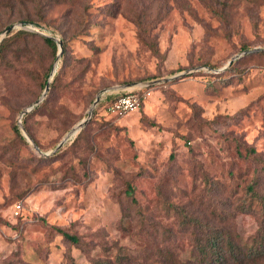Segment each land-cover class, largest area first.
<instances>
[{
    "label": "rangeland",
    "instance_id": "rangeland-1",
    "mask_svg": "<svg viewBox=\"0 0 264 264\" xmlns=\"http://www.w3.org/2000/svg\"><path fill=\"white\" fill-rule=\"evenodd\" d=\"M9 27L11 35L39 31L68 43L59 60L38 37L0 56V264H89L104 249L137 251L140 226L122 228L124 210L128 219L143 214L146 225L154 219L177 230L178 215L165 202L197 216L209 200L210 216L229 193L228 170L246 167L236 142L264 154V0H0V42ZM243 47L263 50L245 54ZM237 56L241 79L228 66ZM52 63L59 70L53 104L41 106L47 94L24 126L21 113L43 96ZM14 79L24 97H12ZM162 79L170 80L139 87ZM131 91L149 95L138 110L111 114ZM100 93L86 126L56 151ZM203 173L220 179L221 194L206 198ZM128 182L136 209L126 199ZM232 184L243 189L242 179ZM261 223L239 214L229 225L245 243ZM55 227L82 243L71 245Z\"/></svg>",
    "mask_w": 264,
    "mask_h": 264
},
{
    "label": "trees",
    "instance_id": "trees-1",
    "mask_svg": "<svg viewBox=\"0 0 264 264\" xmlns=\"http://www.w3.org/2000/svg\"><path fill=\"white\" fill-rule=\"evenodd\" d=\"M24 25H34L40 27L36 22L25 20ZM4 38L0 42V56L3 57L6 52L17 54L18 50H26L27 40L36 38L47 47H49L53 55L56 56L59 52L57 42L49 37L30 33L26 30H19L17 33ZM143 41V39L141 38ZM64 44V51L61 59H63L67 52L68 40L62 39ZM12 49V51H11ZM243 52L250 51L247 47L242 48ZM19 52V53H20ZM28 52V51H26ZM155 52L158 53L156 50ZM238 61L232 62L229 71L237 73L241 79V73L237 67ZM53 63L49 66L48 71L44 75L42 88L46 87L52 71ZM59 73V70H58ZM58 73L53 77L50 82V89L48 96L42 103L44 109H48L53 101L48 99L52 89H55V84L58 80ZM221 81L225 80L223 75L217 76ZM145 82H148L145 81ZM23 83H18L15 79L11 80L12 97H24L25 91ZM147 89V88H143ZM149 89V88H148ZM139 90H141L139 88ZM138 90V91H139ZM135 93H138L137 91ZM126 94V93H124ZM123 94V95H124ZM35 108L37 112L40 108ZM32 114H25L23 117V124ZM15 133L26 143V138L21 134L19 127H14ZM26 130L27 127H26ZM29 136L38 145L35 137L28 131ZM39 146V145H38ZM40 149V147H39ZM235 151L238 154V160L245 163V169L239 170L232 167L228 170L227 179L228 184L225 188L229 193H224V203L222 207H216L213 212L210 211V216L207 213L211 202L207 200L204 209L198 212L199 215L194 216L184 210L182 206L165 202L167 209L172 208L178 215V229H167L162 224H158L153 220H149L146 225L147 219L142 214L137 220L128 219V214L122 216V228L127 231L134 230L133 225L140 226L136 236L140 238L138 250L132 253L123 254V248H119L116 252L112 249H104L107 254L98 258L90 260L89 264H264V154L253 146L245 145L236 142ZM175 154L170 155V159L174 160ZM207 195L211 197L213 193H222L223 185L220 179H212L207 173H203ZM224 178V177H223ZM221 178V179H223ZM238 179L243 180V189H236L232 184L233 181ZM166 179H162V182ZM226 180V178H225ZM135 187L131 182L127 183V202L133 208L138 207V200L135 195ZM241 192V193H240ZM219 194V195H220ZM124 204V202H122ZM258 206L257 211L255 207ZM205 210L206 213H202ZM202 213V215H200ZM239 214H254L261 218L262 228L253 235L248 242H243L239 236L231 230L230 221L234 220ZM175 226V224H174ZM58 235H61L71 245H80L82 239L79 235L70 232L69 230L54 228ZM138 230V229H137ZM185 254V256L183 255ZM6 264H13L8 262ZM71 264H77L74 260Z\"/></svg>",
    "mask_w": 264,
    "mask_h": 264
},
{
    "label": "water",
    "instance_id": "water-1",
    "mask_svg": "<svg viewBox=\"0 0 264 264\" xmlns=\"http://www.w3.org/2000/svg\"><path fill=\"white\" fill-rule=\"evenodd\" d=\"M13 29H14V27H9V28H7L6 31H5V35H8ZM26 29H27V30H32V29H30V28H26ZM32 31H35V30H32ZM35 32H38V33L42 34L43 36H46V37L52 38V39H54V40L57 42L58 47H59V52H58V55H57V60H59V59L61 58L62 53H63V41H62V40H58V39H56V38H53L52 36L47 35V34L42 33V32H39V31H35ZM262 50H263V49H254V50H250V51L245 52V54H254V53H258V52H260V51H262ZM237 58H238V56L235 57V58H233V59L229 62L228 66H230V65L232 64V62L235 61ZM55 74H56V67L54 68V70H53V72H52V74H51V77L53 78V77L55 76ZM169 80H170V79H162V80H157V81H152V82L142 83V84L139 85V87H140V88H151V87L154 86V85L161 84V83L167 82V81H169ZM130 87H131V85L127 86L125 89H128V88H130ZM49 89H50V80L48 81V83H47V85H46V89H45V91H44L43 96L41 97V99H40L38 102H36L34 105H32L31 107L25 109V110L21 113V117H23L25 114L31 112V111L34 109L35 106H37L38 104H40V103L44 100V98L46 97V95H47ZM100 101H101V93L97 96V98H96V100H95V102H94V104H93V107H92V109H91V111H90V113H89V117H88V119L85 120V121H83V122H81L79 125H77L75 128H73V129L67 134V136H66V137H65V138L59 143L58 147L56 148V151L60 150V149L65 145V143H66L69 139L75 137L76 134H78V132H79L82 128H84V127L86 126L87 122L89 121V119H90L91 116L93 115L94 108L100 103ZM20 127H22V123H21V122H20ZM25 137L28 139V141H29L32 145H34V147H35V149H36L37 151H40L39 147H38L37 145L34 144V142L32 141V139H31L27 134H25Z\"/></svg>",
    "mask_w": 264,
    "mask_h": 264
},
{
    "label": "built area",
    "instance_id": "built-area-1",
    "mask_svg": "<svg viewBox=\"0 0 264 264\" xmlns=\"http://www.w3.org/2000/svg\"><path fill=\"white\" fill-rule=\"evenodd\" d=\"M148 91H144L142 95L135 92H129L119 96L109 107V112L113 115H127L132 111L138 110L142 102L148 97ZM23 209L22 203H17L13 210L16 216H19Z\"/></svg>",
    "mask_w": 264,
    "mask_h": 264
}]
</instances>
